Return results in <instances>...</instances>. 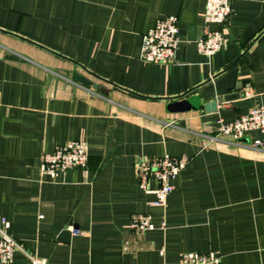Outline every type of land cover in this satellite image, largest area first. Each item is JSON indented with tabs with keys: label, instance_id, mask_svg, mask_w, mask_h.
Wrapping results in <instances>:
<instances>
[{
	"label": "crops",
	"instance_id": "1",
	"mask_svg": "<svg viewBox=\"0 0 264 264\" xmlns=\"http://www.w3.org/2000/svg\"><path fill=\"white\" fill-rule=\"evenodd\" d=\"M230 1L229 19L209 25L225 43L208 58L196 46L206 0H0V216L27 253L47 264H180L186 252L264 264V148L253 145L264 133L219 134L264 105V0ZM171 15L175 61H144L143 35ZM75 140L88 169L40 176L41 157ZM167 154L188 161L155 207L137 168ZM137 213L155 229L129 231ZM11 264L31 261L17 251Z\"/></svg>",
	"mask_w": 264,
	"mask_h": 264
},
{
	"label": "built area",
	"instance_id": "2",
	"mask_svg": "<svg viewBox=\"0 0 264 264\" xmlns=\"http://www.w3.org/2000/svg\"><path fill=\"white\" fill-rule=\"evenodd\" d=\"M232 14L230 0H206L203 20V34L196 40L198 52L205 57L217 54L225 43L221 30H211L210 24H224ZM179 19L171 15L157 19L155 25L143 35L142 59L148 63L170 65L175 61L179 44ZM264 133V105L256 106L247 113L238 115L231 122H221L219 134L235 140L243 138L250 131ZM209 141L217 137H208ZM257 149L264 148L263 140L253 143ZM185 156L163 155L143 159L138 165V179L143 191L154 195L152 205L164 207L173 191L172 181L178 177L187 164ZM89 152L84 140H75L58 146L51 154L41 157L39 174L42 177L56 178L74 169H88ZM157 186L152 188L150 181ZM155 229L152 216L137 213L132 216L129 231L146 233ZM74 234L77 232L72 230ZM127 244V243H126ZM17 251L25 253L31 264H47L35 255L27 253L24 246L11 235V223L0 216V264H11ZM160 254H164L160 251ZM180 264H221V257L216 252H186L180 257Z\"/></svg>",
	"mask_w": 264,
	"mask_h": 264
},
{
	"label": "water",
	"instance_id": "3",
	"mask_svg": "<svg viewBox=\"0 0 264 264\" xmlns=\"http://www.w3.org/2000/svg\"><path fill=\"white\" fill-rule=\"evenodd\" d=\"M74 78H75V81H77L78 83H80V84H82V85H84L86 87H91L92 86L93 88H96V85L90 79H88L87 77H84L83 75L76 74L74 76ZM214 106L215 105H212V107H214ZM191 107L195 108L194 105L191 104L188 101L186 103H184V105H183V108H184L185 111H187ZM68 234L69 233L67 231V228H64L62 235H68Z\"/></svg>",
	"mask_w": 264,
	"mask_h": 264
}]
</instances>
